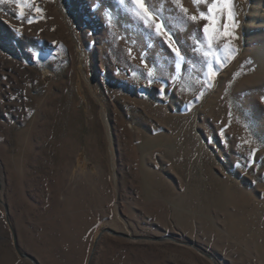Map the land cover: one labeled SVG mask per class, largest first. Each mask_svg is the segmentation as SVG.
I'll use <instances>...</instances> for the list:
<instances>
[{"label": "rangeland", "instance_id": "rangeland-1", "mask_svg": "<svg viewBox=\"0 0 264 264\" xmlns=\"http://www.w3.org/2000/svg\"><path fill=\"white\" fill-rule=\"evenodd\" d=\"M21 2L23 16L0 3V200L20 251L37 264H264V0H231L238 38L218 43L238 51L210 54L208 75L205 22L171 0L151 2L179 69L119 0ZM1 201L0 264H35ZM106 229L216 263L172 241L97 243Z\"/></svg>", "mask_w": 264, "mask_h": 264}, {"label": "snow or ice", "instance_id": "snow-or-ice-1", "mask_svg": "<svg viewBox=\"0 0 264 264\" xmlns=\"http://www.w3.org/2000/svg\"><path fill=\"white\" fill-rule=\"evenodd\" d=\"M5 2L6 0H0V3ZM7 2L16 3L20 8V15H24V5L21 0H7ZM28 2L31 3V0H28ZM171 3L186 20L194 24H199L201 20L205 22L201 28L197 29V31L204 36V40L198 41V44L201 46L202 56L208 68V73H206V75L213 74V65L208 62L210 54H214L218 51H223L226 54H234L238 51L230 45L227 39H225L222 45L218 43V38L221 37H227L232 40L238 38L235 36L234 31H229V24H231L233 29L238 27V24L234 22L235 13L231 0H192V4L196 9V11L192 13L184 6L183 0H171ZM119 4L125 8L131 16L138 20L146 30L156 35H162L167 39L168 46L178 61L176 67L179 69V61H184L185 57L181 54L175 42L171 40L169 31L165 29V22L161 17L159 7L153 4L151 0H119ZM201 5H204L203 9ZM33 7L35 6L33 5ZM35 10L41 11L39 8ZM158 17L161 18L158 19ZM222 21L226 22L222 23ZM214 45H216L215 48L213 47ZM214 59L218 62L220 58L214 56ZM152 75L153 72L149 70L148 76Z\"/></svg>", "mask_w": 264, "mask_h": 264}, {"label": "water", "instance_id": "water-1", "mask_svg": "<svg viewBox=\"0 0 264 264\" xmlns=\"http://www.w3.org/2000/svg\"><path fill=\"white\" fill-rule=\"evenodd\" d=\"M1 201V200H0ZM1 203L4 205L5 207V211H6V215H7V222L9 224V226L11 227L12 229V226H11V222H10V219H9V209L7 207V205L1 201ZM13 231V234H14V244H15V247L18 251V253L20 254V256L24 259H29L31 260L33 263L37 264L36 260L33 259L32 257L22 253L18 247V244H17V239H16V236H15V233H14V230L12 229ZM106 233H110L114 236H117V237H123V238H128V239H131V240H144V241H151V242H165V241H172L176 244H179V245H185V246H188V247H193L195 248L197 251H199L201 254H203L204 256H206L210 261H212L213 263H216L215 259L211 256V255H208L206 254L205 252H203L201 249L197 248L194 244H191V243H187V242H183V241H179L177 239H174L172 237H167V238H141V237H132V236H127V235H124V234H120V233H114L113 231L109 230V229H106L104 230L102 233H100L98 239H97V243L99 242V240L104 236V234ZM97 243H96V246H97ZM96 249V248H95ZM95 249L93 251V254L95 252ZM92 261H93V256L91 257L90 261H89V264H92Z\"/></svg>", "mask_w": 264, "mask_h": 264}, {"label": "bare ground", "instance_id": "bare-ground-1", "mask_svg": "<svg viewBox=\"0 0 264 264\" xmlns=\"http://www.w3.org/2000/svg\"><path fill=\"white\" fill-rule=\"evenodd\" d=\"M105 122H106V125H107V127L109 129V133H110L111 128H110L109 122L106 119H105Z\"/></svg>", "mask_w": 264, "mask_h": 264}]
</instances>
